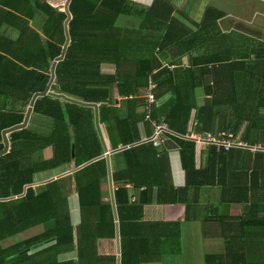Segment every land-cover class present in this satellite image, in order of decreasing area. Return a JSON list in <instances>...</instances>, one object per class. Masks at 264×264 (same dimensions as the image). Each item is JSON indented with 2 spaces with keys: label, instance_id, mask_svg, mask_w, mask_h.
Masks as SVG:
<instances>
[{
  "label": "trees",
  "instance_id": "16d2710c",
  "mask_svg": "<svg viewBox=\"0 0 264 264\" xmlns=\"http://www.w3.org/2000/svg\"><path fill=\"white\" fill-rule=\"evenodd\" d=\"M68 10L70 43L64 59L56 64L51 88L95 105L111 149L125 147L121 151L125 169L112 173L120 264L151 262L162 248L173 246L169 234L173 225L144 222L143 206L151 201L154 189L159 203L177 201L178 192L166 183V151L140 142L138 123L144 114L139 108L144 107V100L134 97L141 95L151 76L156 83L155 98L169 95L166 102L153 106L152 120L162 119L182 135L195 110L194 131L236 135L246 122L241 137L252 143L255 117L264 109V86L258 92L252 90V69L264 67V49H255L250 37L236 31L223 33L217 21L224 14L213 7H207L201 20L193 23L195 29L186 25V16L179 12L182 19L174 16L167 0H153L150 7L129 0H70ZM36 12L44 17L39 31L29 25ZM65 17L48 0H0V151L4 146L1 132L22 122L32 95L46 87L51 62L60 55L64 42ZM121 17L138 23L119 24ZM185 54L189 55L190 67L169 69L162 63L180 65L179 58ZM106 64L115 66L113 74L102 72ZM114 88L124 98L119 108L111 103ZM200 90L206 96L202 100ZM254 93L255 107L251 102ZM130 95L133 97L128 98ZM41 117L47 122L37 123ZM144 124L149 135L150 125ZM8 139L9 150L0 157V264H75L57 260L59 252L74 245L77 264H116L115 256H99L95 250L96 240L114 239L115 230L110 201H103L100 188L107 173L94 108L48 95L38 98L28 126L10 133ZM170 140L179 148L187 178L198 175L193 142L172 136ZM47 147H51L52 157L45 160L41 153ZM258 159L263 156L257 155ZM72 161L75 167L82 166L73 175L28 188L24 196L11 198L34 182L35 173ZM71 185L80 210L75 241L67 204ZM126 185L138 191L134 202L128 200ZM260 211L239 219L240 234L225 238V255L206 256L205 264H237V259L240 264H264V250H251L256 244L264 247ZM38 225L45 227L43 233L7 247L1 245ZM47 242L51 244L30 253ZM237 243L242 250L233 249Z\"/></svg>",
  "mask_w": 264,
  "mask_h": 264
},
{
  "label": "crops",
  "instance_id": "0c3cea01",
  "mask_svg": "<svg viewBox=\"0 0 264 264\" xmlns=\"http://www.w3.org/2000/svg\"><path fill=\"white\" fill-rule=\"evenodd\" d=\"M129 1L135 5H140L143 7H150L153 2V0H129ZM167 1L173 6V9L175 10V12L173 13L174 16H177L180 19L183 18L182 16H186L188 18L187 21L184 20L186 22V25H188V27L190 26L195 27L193 23L194 22L198 23L201 20L204 10L207 7H213L224 14L223 17L218 19L217 21L223 33L238 31L240 33H243L246 37H250V41L252 44H254L255 49L257 50L264 49V0H245L243 3H241V6H243V8H241V14H239L235 18L230 17L227 12L221 10L217 6H210V5L206 6L203 9V11L201 9L200 12L196 11L195 13V11L192 9L196 5L199 6L201 0L200 2L199 0H167ZM192 1L194 5H192ZM178 12L181 13L182 16ZM40 16L42 15L36 12L35 16L33 17V19H31L29 23V25L36 31H39L42 26L41 25L39 28L34 26L35 21ZM129 19L135 22L134 25L138 23V21L136 22L131 18ZM220 23L226 24V28L223 27ZM251 58L254 59V55H252ZM179 59H180L179 60L180 65H176V66L171 65L172 67L171 68L168 67V68L169 69H174L176 67L186 68L191 66L189 55L185 54L181 56ZM162 63L163 65L164 64L168 65L165 61H162ZM109 67L110 70L107 71V68ZM101 70L104 73L113 74L115 72V66L111 64L102 65ZM252 74H253L252 90H254V92H258L259 88H261V86H264L263 84H261V77L263 76L264 79V67L259 69L253 68ZM54 75H55V70H54ZM257 77H258V83H256ZM51 87L50 90L55 92L54 90H52ZM143 91L144 90H142L141 95L139 97L137 95L134 98L136 99L142 98ZM111 96H112L111 103L115 107L119 108L124 98L119 96L115 88L113 89ZM198 96L199 99L201 100L203 98H206V96L202 95L201 90L199 91ZM132 97L133 96L131 95L128 96V98H132ZM168 98L169 95L167 94L161 97L160 99H156V102L153 106H157V104L158 105L163 104L168 100ZM255 98L256 95L254 93L253 99H251V102H253L252 104L253 107L258 106L256 105L257 100H255ZM139 111L140 112L143 111L144 114L145 113L144 107L139 108ZM194 115H195V110L191 112V119L189 121L185 133L196 132L193 130V126L196 124ZM31 117H32V113L30 115L29 120L31 119ZM255 118L257 120V123L256 125L253 126L252 134H251L252 138L255 140L254 142L249 143L241 137V133L244 131L245 125L247 124L246 122H244L242 128L240 129V133L236 134L235 136H238L240 140H242L243 142L249 145L260 146L261 148L264 149V109H260L258 115ZM146 122L150 125V128L153 131L152 125L149 123V121H145L143 116V120L138 123L141 143H148V142H143L142 139L148 137L152 133L151 131V133L147 135L144 124ZM37 123H41V122L38 120ZM98 124H99V120H98ZM94 125H95V109H94ZM96 130L98 132L101 144L103 141L107 148V153L109 155V161L111 167V177H112L113 171L115 170L122 171L125 169V162L121 154V151L125 147L119 146L117 149L114 150L111 149L104 128L99 124V129L96 128ZM193 144L195 145L194 167H195V171L199 172V174L198 175L192 174L189 175L187 178V175L181 166L179 148L176 145L175 141L170 140V137H168L167 141L162 146H154L151 143V145L154 148L159 150L164 149L166 151L167 167H165V175L168 181L166 183L167 185H170L172 189L174 191H177L178 193L176 195L177 201L173 203H169V202L159 203L156 200V195H157L156 189H154L150 195L151 201L143 206L142 220L144 222L173 225V228L169 233L170 236L173 237V246L162 248L160 251L158 250L159 254L155 255L151 262H147V263L145 262L142 264H205L206 256L225 255L226 253L225 251L227 250V246L225 244V238L240 234V228H238L237 226V222L239 219L244 218L246 214H255L259 210L261 211L258 213V216L264 217V152L260 150L251 151L245 148H233L228 151H223L222 149H218L214 146L196 145L194 142ZM231 150L232 152H230ZM102 151L103 154L101 158L105 159L103 146H102ZM42 152L43 154H45V152L47 153L49 152V154L47 156L45 155L46 157H43V159L47 160L52 157L51 147L45 148ZM259 154L263 156L262 160L260 159L257 160V155ZM81 167L82 166L75 167L74 162L72 161L69 164H64L56 169L37 172L33 176L34 182L31 184L24 185L22 193H20L19 195L12 196L11 198L16 199L18 197L24 196L28 188L36 189V187L40 185H45L48 182L62 179L68 175H73V173L76 170L80 169ZM54 171L57 172L53 173ZM106 173H107V169H106ZM253 173L254 175L252 176ZM44 177L45 178L47 177L49 179L39 182ZM113 187L114 185L112 179V188ZM100 188H101V192L104 195L103 201H110L112 208V200H111L112 195L109 191L107 175L105 181H102ZM126 188L128 189L129 202H134L136 199L134 195L138 194V191L137 190L135 191L132 188V185H126ZM184 188L185 190L183 192H179V189H184ZM247 188H249L248 191ZM71 189L72 191L67 196V204H68L70 223L73 227V236L75 241L76 227L80 223V210H79L78 196L74 190L73 185H71ZM143 189L144 188H141L139 192H141ZM113 198H114V192H113ZM36 229H38V232L31 235L30 233ZM44 230L45 227L42 225H38L30 229H27L16 236L27 234L29 235V237L19 238L14 243L39 235L43 233ZM114 230H115V219H114ZM112 241L115 247L114 254L108 251L109 243ZM3 242L1 243L3 247L9 246V245L4 246ZM50 244L51 242H47L40 246L37 245L36 247L30 250V253L40 251L42 248L49 246ZM101 245H103L102 246L104 250L103 253H99L101 249L100 247ZM233 249L238 251V250H242V247L237 243L233 247ZM95 250L99 256H106V257L115 256V260H116L115 237L114 239H110V238L97 239ZM251 250L258 252L264 250V247L261 244H256L251 247ZM57 260L59 262L73 261L75 264H77L78 256H77L76 245H74V247L71 250L59 252V254L57 255ZM236 261H238L237 264H240V261L238 259Z\"/></svg>",
  "mask_w": 264,
  "mask_h": 264
},
{
  "label": "built area",
  "instance_id": "2783aa9c",
  "mask_svg": "<svg viewBox=\"0 0 264 264\" xmlns=\"http://www.w3.org/2000/svg\"><path fill=\"white\" fill-rule=\"evenodd\" d=\"M164 66H168L164 64ZM156 89V83L151 76L147 79L146 87L144 88L142 98L144 100V120L149 121L152 125L153 131L148 136L142 139L143 142L152 143L154 146H162L167 141L168 137H179L182 139L193 141L196 145L214 146L223 151H228L233 148H245L251 151L260 150L264 152V149L260 146L249 145L235 136L231 132H207L202 131L199 133H184L179 135L169 129V127L162 120H152L150 113L152 106L156 102L154 90Z\"/></svg>",
  "mask_w": 264,
  "mask_h": 264
},
{
  "label": "water",
  "instance_id": "95a60500",
  "mask_svg": "<svg viewBox=\"0 0 264 264\" xmlns=\"http://www.w3.org/2000/svg\"><path fill=\"white\" fill-rule=\"evenodd\" d=\"M70 0H65L64 4L62 5V10H60L61 12L65 13V19L62 22V26H63V33H64V43L62 45L61 48V52L60 55L57 56L51 63L50 69H49V73H50V79L46 85V87L44 88L43 91L41 92H36L32 95V97L29 100L23 121L17 125H14L12 127H9L7 129H4L2 131V137H3V142H4V146L3 149L0 151V157L4 154H6L9 150V140L7 138V135L17 131V130H21L23 128H25L27 126V123L29 121L30 115L32 113V109H33V105L34 102L37 98H41L44 96H51L54 98H58V99H62L63 101H67L70 103H75L78 105H82V106H87V107H93L95 109V126L97 129H99V124H98V115H97V109L96 106L93 104H89V103H83L77 99H74L72 97H68L66 95L63 94H59V93H55L53 91L50 90V87L54 81L55 75H54V70L56 67V64L60 61H62L64 59L66 50L69 46L70 43V37H69V33H68V24L71 20V14L68 10V6H69ZM258 15V14H257ZM102 146H103V150L105 153V161H106V169H107V179H108V185H109V191L112 195L111 200H112V211H113V216L115 219V241H116V264H120V238H119V229H118V221H117V214H116V207H115V203H114V198H113V188H112V177H111V167H110V161H109V155L107 153V148L105 146V143L102 141ZM71 157H74V149L73 146L71 148Z\"/></svg>",
  "mask_w": 264,
  "mask_h": 264
},
{
  "label": "rangeland",
  "instance_id": "374dc122",
  "mask_svg": "<svg viewBox=\"0 0 264 264\" xmlns=\"http://www.w3.org/2000/svg\"><path fill=\"white\" fill-rule=\"evenodd\" d=\"M245 0H201V2H200V0H199V2H200V4H199V6L198 5H196L192 10H194L195 11V13H196V11L197 12H200V10L202 9V11H203V9L206 7V6H208V5H210V6H217L218 8H220L221 10H223V11H225V12H227L228 14H229V16L230 17H232V18H235V17H237L239 14H241V8H243V6H241V3H243ZM64 2H65V0H48V3L50 4V5H52L53 7H55L56 9H58L59 11L60 10H62V5L64 4ZM181 5V4H180ZM179 5V6H180ZM192 5H194L193 4V1H192ZM182 6V5H181ZM179 8V7H178ZM187 8V7H186ZM194 13V12H193ZM43 17L42 16H40L36 21H35V23H34V26H36V27H40L41 25H42V23H43ZM118 23L119 24H125V25H127V26H133L134 24H135V22H133L132 20H130V19H128V18H126V17H121V18H119V21H118ZM219 25V24H218ZM222 25H223V27H225L226 28V24H224V23H222ZM220 27V26H219ZM190 28H192V29H194L195 27H193V26H190ZM221 28V27H220ZM225 28H223V29H225ZM237 33H239V34H243V33H240V32H238L237 31ZM244 35V34H243ZM110 70V67L109 68H107V71H109ZM26 109V108H25ZM41 123H44L45 121H46V119H44V118H42L41 117V119L40 118H37ZM43 119V120H42ZM47 122V121H46ZM37 129H40V125H38L37 126ZM49 154V152L47 153V152H45V154H43V152L41 153V156H42V158L43 157H46L47 155ZM46 155V156H45ZM55 172H57V171H54L53 173H55ZM49 178H43L42 180H40L39 182H42V181H45V180H48ZM73 200V199H72ZM39 231H40V228H39ZM36 232H38V229H36V230H33L30 234L31 235H33L34 233H36ZM24 237H29V235H27V234H23V235H21V236H16V237H13V238H10V239H8V240H6V241H4L3 242V244H4V246H6V245H11V244H13L15 241H17V239H19V238H24ZM103 245H101L100 247H101V249H100V251H99V253H103L104 252V250H103V247H102ZM108 251L110 252V253H115V247H114V243H113V241L112 242H110L109 243V248H108Z\"/></svg>",
  "mask_w": 264,
  "mask_h": 264
},
{
  "label": "flooded vegetation",
  "instance_id": "af4514ba",
  "mask_svg": "<svg viewBox=\"0 0 264 264\" xmlns=\"http://www.w3.org/2000/svg\"><path fill=\"white\" fill-rule=\"evenodd\" d=\"M222 25V23H220ZM223 26V25H222ZM239 29V28H238Z\"/></svg>",
  "mask_w": 264,
  "mask_h": 264
}]
</instances>
